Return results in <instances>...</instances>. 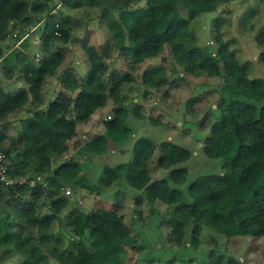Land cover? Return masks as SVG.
Here are the masks:
<instances>
[{
    "label": "trees",
    "instance_id": "trees-1",
    "mask_svg": "<svg viewBox=\"0 0 264 264\" xmlns=\"http://www.w3.org/2000/svg\"><path fill=\"white\" fill-rule=\"evenodd\" d=\"M63 1L70 8H100V18H106L110 32L111 39L99 45L84 40L88 71L82 78L67 67L60 75L68 53L55 42H70L72 28L70 19L54 17L59 3L50 6L52 0H0V68L6 69L8 77L18 71L26 84L12 92L0 84V149L11 159V174L26 177L22 183L0 185V264L11 254L19 256L20 264H130L126 246L135 249L137 241L118 209L100 206L86 212L64 194V187L73 184L97 190L85 173L84 152L101 159L102 186L112 187L124 180L142 192L137 201L172 205L167 221L173 244L186 243L187 227L194 247L199 245L204 226L227 237L264 236V79L250 76L248 63L239 60L219 27L213 36L215 52L196 45L190 18L181 14V8L192 17L216 11L232 0H145L143 4H137L140 0ZM35 18L36 26L27 30ZM40 23L44 24L36 43L30 33ZM11 40L19 45H11ZM255 40L264 65V27ZM166 49L162 61L169 63L170 71L181 68L194 76L224 78L216 107L220 113L203 145L208 158L223 160V170L193 178L187 189L190 201L180 187L189 170L177 166L191 157L187 147L164 141L153 166L169 169L168 177L154 180L149 165L157 147L148 136L136 139L129 161L110 164L107 160L111 140L132 134L127 118H145L134 99L124 102L125 83L135 81L137 68ZM116 50L124 53L128 71L108 72L107 59ZM167 69L160 64L142 73L145 94L183 80L182 76L170 80ZM53 75L60 78L58 87L52 85L56 90H51V96L43 88ZM109 101L114 108L105 130L62 163L54 164V156L63 155L68 141L77 135V123L87 122ZM22 111L30 114L20 118L15 139L8 123ZM209 257L211 264H241L231 257L226 259L223 253Z\"/></svg>",
    "mask_w": 264,
    "mask_h": 264
},
{
    "label": "rangeland",
    "instance_id": "rangeland-1",
    "mask_svg": "<svg viewBox=\"0 0 264 264\" xmlns=\"http://www.w3.org/2000/svg\"><path fill=\"white\" fill-rule=\"evenodd\" d=\"M31 1L36 3L42 0ZM144 2L145 0H140L137 4ZM54 3H59V6L53 10L54 17L59 20L70 19L72 28V40L70 42H55L57 48L63 47L68 53L66 61L59 69L60 75L64 73V69L67 67L73 68L72 70L76 75L82 78L86 76L88 71V62L85 60L86 54L83 49L84 40L99 45L107 39H111L106 18L103 15L102 19L100 18L102 11L96 6L84 5L70 8L63 0H52L50 6ZM181 11H183L181 13L183 16L190 18L189 29L195 35L196 45L207 48L212 53L215 52L217 44L213 40V36L215 29L219 27L224 40L230 42L231 47L237 52L239 60L248 63L250 76L264 79V65L259 60L261 48L255 40L256 34L264 27L263 0H232L216 11H202L193 17L189 16L185 8H181ZM36 23L37 18L27 30H33L32 28L36 26ZM43 24L40 23L30 33L31 40L36 43L40 39ZM109 41H107L108 45ZM14 42L11 40V45ZM15 44L19 45V41H16ZM167 53L168 50L166 49L159 57L147 59L135 71V81L125 83L124 102L127 104L134 99V102L141 105V111L145 114V118H133L132 115L127 118L126 123L133 129L132 134H128L123 139L111 140L108 146L110 152L107 155V160L110 164L129 161L134 153L136 139L140 136H148L156 142L157 147L149 165L154 180L168 177L169 172V169L153 166L161 152L160 145L164 141H173L187 147L192 152L191 157L186 162L177 164V166H186L189 170L187 180L180 187L185 193L186 200L190 201L187 189L193 178L200 174L205 175V173H220L223 170V160L221 158H208L203 152V145L212 124L217 120L220 113L216 107L224 78L211 77L207 74L194 76L182 72L181 68L177 72L170 71L172 68H169V63L162 61V57ZM117 56L119 57L116 60ZM169 59L171 61V57ZM126 60L124 53L116 50L113 57L107 59L108 72L128 71L129 66ZM160 64L168 67L170 80L179 76H182L183 80L180 82L177 80L178 84L176 82L167 85L160 92L153 90L145 94L141 79L142 73L146 69ZM5 70V68H0V84H3L7 91L12 92L26 86L18 71L12 77H8ZM57 78L60 76H49L44 82L43 89L49 92L51 96L54 95L51 90H56L53 86L58 87L57 84H54V81L58 80ZM166 88L168 94L165 93ZM45 99H49L48 95ZM46 103L45 101L44 104ZM113 105L112 101H109L102 108L104 115L101 114L94 119L90 118L83 125V122H80L79 133L77 132V135L68 141V147L63 155L54 156V164L62 163L78 147L101 134L105 130L106 120L104 117L109 114L113 115ZM28 111L15 114L8 123L9 132L15 139L18 135L20 118L28 116L30 114ZM82 160L88 167L85 173L91 178L90 180L97 187V190H90L73 184L64 187V194L74 199L76 205L86 212H92L100 206L118 209V213L122 214L123 221L129 226L130 234L137 241L135 249L126 246L130 264H211L209 257L211 253H223L226 259L231 257L241 264H264V236L259 238L249 235L227 237L208 226H204L199 245L194 247L189 243L191 234L190 227H187L184 238L186 243L181 246L173 244L169 240L171 229L167 221L168 214L173 208L172 205L160 201L152 204L146 199L137 201V195L142 192L130 187L124 180L120 183H114L111 185L112 187L102 186L100 184L103 174V170L100 168L101 159L93 158L84 152ZM68 189L71 190L70 193L66 192ZM59 227L60 223H57L56 228ZM18 258V255L11 254L3 258L5 260L2 264H20Z\"/></svg>",
    "mask_w": 264,
    "mask_h": 264
},
{
    "label": "built area",
    "instance_id": "built-area-1",
    "mask_svg": "<svg viewBox=\"0 0 264 264\" xmlns=\"http://www.w3.org/2000/svg\"><path fill=\"white\" fill-rule=\"evenodd\" d=\"M111 118V114L104 117L105 120ZM2 126L0 125V130ZM11 159L7 156L4 150L0 149V185L1 184H15L17 182L22 183L26 180V177L13 176L11 174ZM70 193V189L66 191Z\"/></svg>",
    "mask_w": 264,
    "mask_h": 264
},
{
    "label": "crops",
    "instance_id": "crops-1",
    "mask_svg": "<svg viewBox=\"0 0 264 264\" xmlns=\"http://www.w3.org/2000/svg\"><path fill=\"white\" fill-rule=\"evenodd\" d=\"M71 69H73V68H71ZM58 82H59L58 80H55V81H54V83L57 84V85L59 84ZM101 114L104 115V112L102 113V107H101V108H98V109H96V110L94 111V113L92 114L91 119H94V117H96V116L99 117ZM80 124H81L80 122L77 123V132H78V133H79V127H80L79 125H80ZM83 124H86V123L83 122L82 125H83Z\"/></svg>",
    "mask_w": 264,
    "mask_h": 264
}]
</instances>
